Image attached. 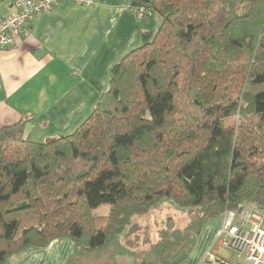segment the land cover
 I'll list each match as a JSON object with an SVG mask.
<instances>
[{"label":"trees","instance_id":"obj_1","mask_svg":"<svg viewBox=\"0 0 264 264\" xmlns=\"http://www.w3.org/2000/svg\"><path fill=\"white\" fill-rule=\"evenodd\" d=\"M129 8L158 26L83 122L43 142L28 119L0 128V264L62 238L68 264H180L210 221L264 208V0ZM163 205L189 223L152 241L137 218Z\"/></svg>","mask_w":264,"mask_h":264},{"label":"crops","instance_id":"obj_2","mask_svg":"<svg viewBox=\"0 0 264 264\" xmlns=\"http://www.w3.org/2000/svg\"><path fill=\"white\" fill-rule=\"evenodd\" d=\"M129 2L93 0L86 6L64 0L1 50L0 128L28 119L30 138L43 142L83 122L107 89L110 68L158 26L157 19L133 12ZM12 12L13 0H0V20ZM208 226L184 264H201L219 229ZM72 254V241L62 238L32 250L21 264H66Z\"/></svg>","mask_w":264,"mask_h":264},{"label":"built area","instance_id":"obj_3","mask_svg":"<svg viewBox=\"0 0 264 264\" xmlns=\"http://www.w3.org/2000/svg\"><path fill=\"white\" fill-rule=\"evenodd\" d=\"M64 0H13V12L0 20V51L28 33L36 16L51 13ZM73 5H93V0H66ZM139 16L143 9L135 10ZM221 224L201 264H234L219 257L213 248L224 249L243 258L244 264H264V208L243 204L221 216Z\"/></svg>","mask_w":264,"mask_h":264},{"label":"rangeland","instance_id":"obj_4","mask_svg":"<svg viewBox=\"0 0 264 264\" xmlns=\"http://www.w3.org/2000/svg\"><path fill=\"white\" fill-rule=\"evenodd\" d=\"M232 124H233V120L227 121L225 123L226 126H232ZM108 210H109V207L103 205L95 209L92 213L95 216L100 217V216L106 215L108 213ZM221 219H222L221 216L216 217L215 219H213L212 221L208 223L209 226L206 225L205 227L208 226V228L215 230L218 226L220 227ZM138 221L142 225V229H144L146 233L149 234L150 239H152V241H155L158 238L159 232L164 229H167V226L168 227L170 226V229L172 228L174 231L183 230L189 223V216L186 213H182L180 211L174 210L173 208H170L167 205H163L157 210L150 212L147 216L145 217L142 216V217L137 218V222ZM205 227L202 229L201 234L198 236L199 238L201 237L202 232L205 229ZM210 236H211V233H208L206 238ZM199 238L197 239V243L196 245H194L195 247H193L191 254L195 252V250L197 249L196 248L197 245L198 247L199 245H201V239L199 241ZM212 243L213 241L211 242L209 248L211 247ZM73 249H74V245H73ZM213 250L214 252L216 251L219 257L225 258L226 261L230 263L244 264L243 258L238 256L237 254H234L231 251L224 250V249H217V247H214ZM31 252L32 250L30 252H24L17 256H14L11 259H9L5 264H21V262L22 263L27 262L26 259L28 258V255ZM16 257H24V258H21V260H19V259H16ZM184 263L185 261L180 264H184ZM66 264H68V262Z\"/></svg>","mask_w":264,"mask_h":264}]
</instances>
